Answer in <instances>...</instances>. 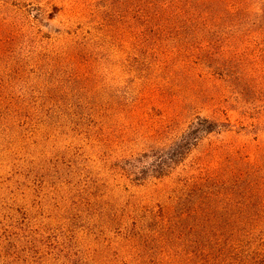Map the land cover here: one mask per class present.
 Wrapping results in <instances>:
<instances>
[{
  "label": "rangeland",
  "instance_id": "1",
  "mask_svg": "<svg viewBox=\"0 0 264 264\" xmlns=\"http://www.w3.org/2000/svg\"><path fill=\"white\" fill-rule=\"evenodd\" d=\"M149 1L0 0V36L37 16L50 37L85 27L97 87L44 140L0 157V264H194L180 213L264 178V0ZM123 45L149 54L148 70L123 67ZM199 117L216 131L167 176L143 177Z\"/></svg>",
  "mask_w": 264,
  "mask_h": 264
},
{
  "label": "trees",
  "instance_id": "2",
  "mask_svg": "<svg viewBox=\"0 0 264 264\" xmlns=\"http://www.w3.org/2000/svg\"><path fill=\"white\" fill-rule=\"evenodd\" d=\"M153 3V0L149 1L147 12ZM169 5L165 3L157 12L164 14ZM29 20L18 28L17 34L0 36V157L4 162L6 156L34 140L32 137L42 141L50 130L60 128V121L67 114L80 113L84 100L77 96H88L92 102L97 88L91 71V51L96 38L93 35L86 37L85 27L50 37L45 35L46 31H41L38 16ZM151 29L154 28L146 30ZM106 31H111L109 26ZM153 43L151 38L143 39L146 48L156 45ZM123 47L127 54L120 59L123 67L148 70L153 62L149 54L144 51L140 58L137 53L132 59L136 47ZM158 57L161 62L166 60L163 56ZM80 81L87 83L80 86ZM216 129L215 121L199 117L185 133L141 167L140 174L143 177L167 176L205 134H212ZM192 207L180 213L176 225L182 229L185 221H192L194 264H264L263 177L239 184L236 196L212 202L204 200Z\"/></svg>",
  "mask_w": 264,
  "mask_h": 264
}]
</instances>
